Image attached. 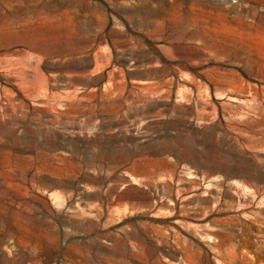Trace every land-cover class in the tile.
I'll return each instance as SVG.
<instances>
[{
    "label": "rangeland",
    "instance_id": "obj_1",
    "mask_svg": "<svg viewBox=\"0 0 264 264\" xmlns=\"http://www.w3.org/2000/svg\"><path fill=\"white\" fill-rule=\"evenodd\" d=\"M67 18L0 43V264H264V0H0Z\"/></svg>",
    "mask_w": 264,
    "mask_h": 264
},
{
    "label": "bare ground",
    "instance_id": "obj_2",
    "mask_svg": "<svg viewBox=\"0 0 264 264\" xmlns=\"http://www.w3.org/2000/svg\"><path fill=\"white\" fill-rule=\"evenodd\" d=\"M32 25V23H25L23 25L24 30L20 31V28H18L19 32H16L17 30L8 31L7 29H0V43L13 44L12 42H14L32 45L30 43L32 40L30 39L37 41L43 34H46L45 36L51 35V37L58 36V34L67 35L72 27L71 21L68 18L48 21L43 25L42 29H31ZM39 31H42V33H39ZM188 176L191 177L189 174Z\"/></svg>",
    "mask_w": 264,
    "mask_h": 264
},
{
    "label": "crops",
    "instance_id": "obj_3",
    "mask_svg": "<svg viewBox=\"0 0 264 264\" xmlns=\"http://www.w3.org/2000/svg\"><path fill=\"white\" fill-rule=\"evenodd\" d=\"M130 71H134L133 69L130 70ZM100 72H96L94 74L93 77H97V76H100ZM143 76L142 77H139L137 79H134V80H129V82L131 83H138L139 87H142V89H140L141 93H142V97H146V98H149L150 97V92L151 90L147 89L149 88V86H151V84L154 82L152 79L154 78H151V76H149L148 74H146L145 76V73L142 74ZM163 84L159 83V86H162ZM156 92L155 96L156 97H160L162 96V93L161 92H165V91H168V90H163V88H158L157 90H154ZM96 93V95L98 93H101L102 96H107L108 98L111 99V102L112 103H116L118 104L119 106L121 107H124V106H128L130 104V100H129V95L127 94V91L126 90H118V89H113V90H99V89H83L82 90V102H85L87 101L88 97L94 95Z\"/></svg>",
    "mask_w": 264,
    "mask_h": 264
},
{
    "label": "water",
    "instance_id": "obj_4",
    "mask_svg": "<svg viewBox=\"0 0 264 264\" xmlns=\"http://www.w3.org/2000/svg\"><path fill=\"white\" fill-rule=\"evenodd\" d=\"M165 167H168L169 165L168 164H164Z\"/></svg>",
    "mask_w": 264,
    "mask_h": 264
}]
</instances>
